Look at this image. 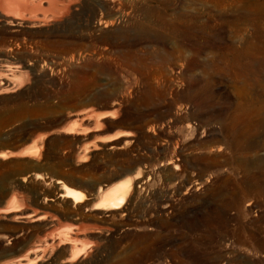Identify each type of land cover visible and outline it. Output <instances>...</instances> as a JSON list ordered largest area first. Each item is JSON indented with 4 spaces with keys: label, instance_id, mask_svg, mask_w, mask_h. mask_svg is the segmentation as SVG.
Here are the masks:
<instances>
[{
    "label": "rangeland",
    "instance_id": "obj_1",
    "mask_svg": "<svg viewBox=\"0 0 264 264\" xmlns=\"http://www.w3.org/2000/svg\"><path fill=\"white\" fill-rule=\"evenodd\" d=\"M31 1L0 7V209L21 199L0 264L48 255L64 227L87 256L34 264H264V0ZM124 170V208L91 215Z\"/></svg>",
    "mask_w": 264,
    "mask_h": 264
},
{
    "label": "bare ground",
    "instance_id": "obj_2",
    "mask_svg": "<svg viewBox=\"0 0 264 264\" xmlns=\"http://www.w3.org/2000/svg\"><path fill=\"white\" fill-rule=\"evenodd\" d=\"M60 2L62 5H66V7H67L68 4H66L64 0H61ZM32 3H33V1H31V0L30 1L29 0H2L0 2V7L9 8V9H11V11L14 10V12H15L16 10H19V9H23V10L29 9L30 4H32ZM49 6L54 8L55 6H57V4L56 3H49ZM73 8H72V10H73ZM8 11L11 12L10 10H8ZM7 22L10 24H15V25L23 23L24 26H26L28 28H34V27L44 25V20H41V19H35L32 21H30V20L22 21V19H19V20L8 19ZM71 117H72V115L67 113L64 120H66V121L70 120V124L72 123V125L73 124L75 125L76 119L71 121ZM98 120H99L98 117L95 118L94 123H97ZM84 122L87 124L90 123L89 120H86ZM109 129L110 128L107 127L105 130H109ZM75 131L76 130H75V128H73V126L72 127L71 126L66 127L65 129L62 130L63 133H74ZM126 134L127 133L115 132L110 136L102 137L100 140H102V141L112 140V139L114 140L115 138H118L119 136L126 135ZM44 137H45V134L40 136L39 139H37V140L35 139L34 142L31 143L32 149L30 147L29 150L36 151L38 149V147L41 145ZM81 153H84V150H81ZM26 154H29V156H30L31 153L28 151ZM80 157H82V155H80ZM130 172H131V170H124L121 173L112 176V178L110 179L111 183L106 185L103 189H100V187L97 188V190L94 193L95 201L90 203V204H88V202L85 201L87 199V197H86V194L84 192L77 190V189H74L70 186L63 184V183L60 184V188H61L62 192L60 193L59 196L63 197V198H68L72 204L82 203L81 206L88 204V208H86V210H88L89 212L94 211V212H91V215L98 214L100 216H107L108 212L118 210V209H122L126 205L128 195L130 194V192L132 190V183L139 176V171L135 172L134 174H132ZM16 197L17 196L11 197L9 200L6 201L7 204L3 209H0V214L1 213L7 214L9 212L10 213L11 212L16 213V210H17L16 204L21 203V202H19V201H21V199L20 198L17 199ZM17 202H19V203H17ZM0 203H2V202L0 201ZM1 205H3V203ZM19 215H20V218H23L24 220L26 219L28 221V219H30V214L23 213L20 211ZM15 218H16V215H15ZM42 219H43V216H37L33 220L40 221ZM86 230H87V227H78L77 232L74 235L79 234V233H81V234L85 233ZM70 232L71 231H70L69 227L68 228L64 227V228L59 229V236L57 238V241L55 243H53V242L51 243V245L52 244L53 245L51 246V250L49 251L48 255L43 256V254H44L43 251L45 252L44 249L40 250V254L37 253L36 250L30 251L33 254L32 257L28 256V254L30 255V253H26L23 255L22 260L17 259L13 263H11V262H9V263L10 264H34L35 263L34 258H59V256L62 255L64 253V251H66L67 253L64 256L65 259L62 262L71 263V262L78 260V258H85V256H87V255H85V253L83 251L86 247V242L84 243V241H81L76 236H71ZM94 237H97V236H94ZM106 238H107L106 236L103 237V239H106ZM100 239H102V237ZM65 245H68V248H66ZM53 249L56 250V253H55V255L52 256L51 253H52ZM30 258H33V259H30ZM46 264H49V262H46Z\"/></svg>",
    "mask_w": 264,
    "mask_h": 264
},
{
    "label": "water",
    "instance_id": "obj_3",
    "mask_svg": "<svg viewBox=\"0 0 264 264\" xmlns=\"http://www.w3.org/2000/svg\"><path fill=\"white\" fill-rule=\"evenodd\" d=\"M2 203H0V205H1Z\"/></svg>",
    "mask_w": 264,
    "mask_h": 264
}]
</instances>
